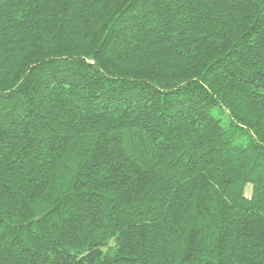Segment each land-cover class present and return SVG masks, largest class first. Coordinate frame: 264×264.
Returning <instances> with one entry per match:
<instances>
[{
	"label": "trees",
	"instance_id": "16d2710c",
	"mask_svg": "<svg viewBox=\"0 0 264 264\" xmlns=\"http://www.w3.org/2000/svg\"><path fill=\"white\" fill-rule=\"evenodd\" d=\"M0 264H264V0H0Z\"/></svg>",
	"mask_w": 264,
	"mask_h": 264
},
{
	"label": "rangeland",
	"instance_id": "374dc122",
	"mask_svg": "<svg viewBox=\"0 0 264 264\" xmlns=\"http://www.w3.org/2000/svg\"><path fill=\"white\" fill-rule=\"evenodd\" d=\"M251 189H252V186H250V187L247 188V192H246V194H247L248 196H250V191H251Z\"/></svg>",
	"mask_w": 264,
	"mask_h": 264
}]
</instances>
